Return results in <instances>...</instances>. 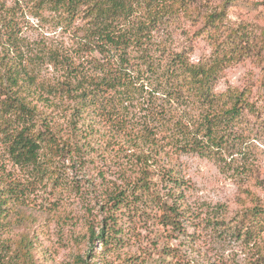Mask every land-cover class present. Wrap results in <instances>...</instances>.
I'll list each match as a JSON object with an SVG mask.
<instances>
[{"label": "rangeland", "instance_id": "rangeland-1", "mask_svg": "<svg viewBox=\"0 0 264 264\" xmlns=\"http://www.w3.org/2000/svg\"><path fill=\"white\" fill-rule=\"evenodd\" d=\"M209 1L193 5L190 19L153 31L151 51L181 54L195 65L222 62L215 91L252 90L257 111L245 113L226 151L214 156L174 147L152 123L154 109L198 114L187 94L189 107L145 84L132 104H92L90 82L101 58L83 47L85 19L65 24L39 0H0V84L23 86L19 94L37 107L38 127L50 128L59 145L19 166L0 133V186L8 202L0 264L262 262L264 230L247 216L264 209V0ZM219 12L222 21L211 22ZM83 83L89 113L79 95ZM164 204L177 211L175 227L160 219ZM23 237L30 258L19 249Z\"/></svg>", "mask_w": 264, "mask_h": 264}, {"label": "trees", "instance_id": "trees-1", "mask_svg": "<svg viewBox=\"0 0 264 264\" xmlns=\"http://www.w3.org/2000/svg\"><path fill=\"white\" fill-rule=\"evenodd\" d=\"M39 1L42 7L57 13L65 24H71L79 18L87 21L83 47L101 58L95 62L98 75L90 82L96 95L92 104L109 98L117 103L123 101L124 104H132L139 100L140 87L145 84L166 90L170 101L174 103L186 104L184 100L190 98L187 104L194 106L198 114L188 110L181 116L173 117L166 111H152L155 114L151 115L153 125L160 133H165L164 136L174 147L202 156L221 155L226 151L227 137H232L231 130L245 113L257 111L256 103L251 100L252 90L229 88L226 92L215 91L214 84L220 76L222 62H214L212 66L195 65L181 54H168L165 58L152 54L153 31L159 26L171 24L175 18L185 16L190 19L195 15L192 6L209 0ZM222 18L223 12H219L209 20L215 23L222 21ZM134 51H139L141 56L134 57ZM10 83L12 86L0 84V133L3 135L6 154L15 165L35 164L45 147L56 152L59 145L50 128L38 127L37 107L19 94L23 86H18L16 80ZM13 87H17V90ZM79 91L81 104L89 113V95L84 83ZM101 94L103 99L99 97ZM182 94H187L185 99ZM149 143L148 147L151 146ZM147 181L144 176L139 182L141 186H146ZM7 203L5 190L0 186V221L7 215ZM160 207L163 211L160 218L162 223L175 227L178 223L175 217L177 211L168 204ZM247 219L260 220L259 229L264 230V209L255 208ZM253 231L247 234L248 239ZM100 236V239L104 238L105 233ZM29 248L28 238L23 237L19 243L23 257H31ZM260 260L262 262L257 261L255 264H264V254Z\"/></svg>", "mask_w": 264, "mask_h": 264}]
</instances>
